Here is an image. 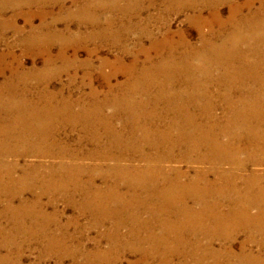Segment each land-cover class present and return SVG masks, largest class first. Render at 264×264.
<instances>
[{"label":"bare ground","instance_id":"obj_1","mask_svg":"<svg viewBox=\"0 0 264 264\" xmlns=\"http://www.w3.org/2000/svg\"><path fill=\"white\" fill-rule=\"evenodd\" d=\"M57 1L0 0V30L7 11ZM118 1L101 0L99 5L132 11V6H117ZM163 1L165 14L188 13L187 22L200 29L198 42H188L166 24L160 38L139 30L149 40V48L140 45L143 65L136 67L137 55L130 64L117 58L110 74L99 71L102 91L90 88L72 99L49 89L62 71L35 65L26 69L21 61L8 65L1 52L0 264L10 263L5 251H20L40 234L50 242L48 253L59 252L56 245L62 238L71 241L67 233L46 234L47 224L57 219L52 216L58 201L89 215L96 227L112 220L102 236L113 246L99 254L98 264L116 250L117 255L137 253L142 264L157 256L159 264H171L175 255L184 259L177 264L189 259L194 264H232L228 255L221 259L222 250L231 253L229 244L239 232L247 235L238 255L244 254L246 242L264 243V212H252L264 208V1ZM141 3H134L138 11ZM221 6L227 7L225 18ZM85 10L81 6L73 13L85 15ZM28 13L31 30L26 36L21 32L19 44L48 47L54 37L41 35L45 24L34 26ZM44 15L37 12L40 20ZM174 35L179 39L173 40ZM151 48L158 52L157 61L149 55ZM192 61L196 66L188 65ZM44 63L50 65L51 58ZM103 64L110 65L107 60ZM118 72L125 79L112 83ZM230 128L244 134L228 135ZM247 163L254 168L244 177L239 170L245 171ZM210 220L223 226L203 225ZM214 242L223 244L221 249H214ZM255 257L245 260L264 264ZM233 258L244 262L242 256Z\"/></svg>","mask_w":264,"mask_h":264},{"label":"rangeland","instance_id":"obj_2","mask_svg":"<svg viewBox=\"0 0 264 264\" xmlns=\"http://www.w3.org/2000/svg\"><path fill=\"white\" fill-rule=\"evenodd\" d=\"M136 1L141 3L139 0H120L116 2L117 6H119L120 8L125 6H132L133 9L129 12L109 10L108 7H100L99 4L101 0H59L49 6L47 4L41 7L32 5L29 8H23L22 10L17 12L7 11L5 14L6 22L5 28H3L4 31L0 30V54L1 52L2 54L6 53L5 63H7L8 65H16V62L21 61L22 66L26 69H29L33 65H35L37 68L48 67L49 70L52 71H62L58 76L50 81L49 89L55 91L62 90L64 95L67 96L70 94L71 98L73 97L72 99H74L81 96L82 93H87L90 88H96L99 91H102V88L104 87L102 78L99 77V71H103L106 75L110 74L113 70L112 63L115 62L117 58H121L125 64H130L129 62L134 60L131 58L137 55V59L139 60V62L136 63V67H141V65H143L141 61L144 59V56L140 51V45L144 46V48H149V40L146 37L139 35V30L141 29L148 30L149 32H152V35L158 36L157 38H160L159 36L165 31V26L167 25L169 26L171 32L182 33L184 36L183 38L188 42L193 44H196L198 42L197 38L200 29L196 24L192 25L187 22L188 13L175 12V14H165L163 5L165 2L163 0H153V4L150 6L147 5L148 0H142V6L138 11V6L134 4ZM62 5L63 7H66L60 8V6ZM81 6L86 8L85 15L74 14L77 10V7ZM143 7H145V9L142 10ZM39 10H43L45 12V15L41 17V20L37 16V12ZM27 12L33 14L34 17L32 18L33 20L31 19V23L34 26H37L42 21L43 24H45V26L41 30V35H49L54 37L53 41L49 44L48 47L42 45L39 49L33 47L26 49L23 45L19 44L21 37H23L21 34L23 33L26 36L30 33L31 30L26 26L25 16ZM220 12L221 16H224L223 18H225L227 16V7L221 6ZM149 17H153L155 19L158 18V20L155 22H148L147 18ZM204 17H207L208 19L210 18L207 13L204 14ZM214 28L217 29V27L213 25V29ZM18 29H20L21 31L18 32ZM34 29L32 31H35ZM206 31L207 28H201V32H205L204 34H207ZM172 39L176 41V39L178 40L179 38L177 37V35H174ZM44 50L46 51L45 53L43 52ZM8 53L11 55H9ZM157 53L158 52H156L155 49L153 50V48L149 50V55L152 57L153 61L158 60L156 58ZM45 57L51 58V63H49L50 65L48 66L44 65ZM104 60L109 61L110 65L103 66L105 65L103 64ZM115 64L116 67L119 66L118 62ZM188 65L196 66L194 61L188 63ZM89 73L91 74L90 77L87 76V74L89 75ZM124 76L122 72H118L116 78H112L111 82L115 83V80L123 81L125 79ZM71 77H74L72 83H70ZM114 92L116 93L115 90ZM109 96H111V94H109L108 97ZM109 110L110 108H106L107 112ZM230 129H227L228 135H230L231 133L244 134V130L239 131V128ZM252 130L253 132L257 133L261 129L253 128ZM78 132L79 131H76L77 134ZM224 132L226 134V129L224 130ZM76 133H74L73 135L76 136ZM245 166L246 170H239V172L244 177H247L248 173L250 174L252 172L254 166L252 163H247L245 164ZM181 168H183V170L187 169L189 170L188 172L191 173V168H188L186 165H181ZM234 172L235 171L233 169L232 172L227 173V175L233 174ZM96 183L100 184L99 181H97ZM188 202L191 203L192 201L190 200ZM244 208L247 210L249 209L247 208V206L243 207V209ZM259 209H262L264 212V208L261 206H259L258 208L256 207L253 211L252 209L250 210L254 212L255 210L257 211ZM55 210L56 213L52 217H57V219L51 220V222L47 224V226L45 227L46 230H48L46 234H48L49 236L51 235L57 237L67 233L72 237L71 241H68V239H63L61 237L63 242L62 240L58 241L59 244L56 245L58 248L56 249L59 251L57 253L58 255L53 251L48 253V245H50V242L47 238H45L44 236L42 237V234H40L38 237H35V241L26 242V244H24L20 251L18 248V251H15V249L11 250V252L5 251V254L10 256L9 264H56L59 261H61V264H98L100 261L99 259L102 258L99 257V254L101 252L108 251L113 246L110 240H106L102 236L104 233L108 232V229L111 227V225H113L112 220H104L102 226L97 225L96 227L94 221L89 215H79L76 212L77 210L65 205L62 201L57 202ZM48 211H50L51 213L52 209H49ZM70 217L74 220H70ZM236 221L238 222V220ZM205 222L206 223L203 225L206 227L208 226L209 228L210 226H223L221 223L215 224L211 220L209 222ZM260 223H262V225L264 226V222ZM229 226H232L231 223L229 224ZM25 227L28 226L26 225ZM246 235L247 233L245 234L244 232H239L231 245L229 244L232 250L231 253H225V251L222 250L223 254L221 256V259H227L226 256L228 255L227 257L231 259L232 264H248V260L245 259L250 260L251 258L252 261H256L254 259V257L256 256V259L259 258L264 261V251L262 247L264 246V243L260 240H256L252 243L246 242L245 248L247 251H244V256L238 255L240 254V244L242 242H245ZM257 237L260 238L259 236ZM221 245L223 244L214 242L212 247L214 249H221ZM62 246H67L70 251L65 252L61 250L63 249ZM249 251L253 254V256H247V253H250ZM3 252L4 251H1L0 254H3ZM118 253L119 254L117 255L116 250L112 252V254H109V256L107 255V257H104L105 259L103 258L105 262L102 261V263L142 264L141 262H139L137 253H129L126 251H118ZM230 255L232 257H230ZM241 256L243 258L242 261L244 262H238L236 261L237 259L233 258H241ZM87 257H92L90 258L92 260L86 262ZM182 260L184 259L175 255L174 259H172L171 264L180 263V261ZM251 260L250 262H252ZM188 261L189 262H187V264H194L192 260L190 261L189 259ZM156 263L159 264L158 256L157 259L149 261V264Z\"/></svg>","mask_w":264,"mask_h":264}]
</instances>
